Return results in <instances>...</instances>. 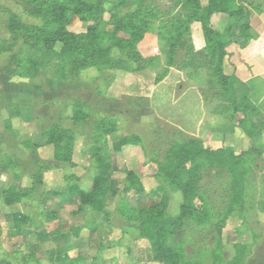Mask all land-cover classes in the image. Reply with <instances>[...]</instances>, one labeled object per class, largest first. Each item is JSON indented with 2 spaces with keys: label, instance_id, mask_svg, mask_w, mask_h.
Listing matches in <instances>:
<instances>
[{
  "label": "rangeland",
  "instance_id": "1",
  "mask_svg": "<svg viewBox=\"0 0 264 264\" xmlns=\"http://www.w3.org/2000/svg\"><path fill=\"white\" fill-rule=\"evenodd\" d=\"M27 2L0 0L1 38L9 37L2 9L43 26L23 14ZM80 2L99 10L102 24L67 13L69 34L95 27L84 41L74 39L73 50L89 58L76 73H57L70 67L60 59V39L47 48L35 36L12 51L8 69L11 53L0 55V264H264V77L245 81L234 68L252 32L240 33L243 21L236 25L225 14L210 16V30L229 42L218 65L227 80L218 84L206 66L197 75L188 71L205 41L183 0ZM199 5L206 8L207 0ZM137 10L145 12L148 31L126 57L130 37L110 17ZM175 18L194 54L178 48L168 65L161 38ZM44 27L45 37L57 29L52 22ZM242 85L254 107L249 118ZM197 151L217 158L184 161ZM95 152L110 165L96 210L77 197V190H91ZM174 177L189 186L191 215L179 221L184 200ZM150 210L155 214L145 219ZM156 247L167 260L155 259Z\"/></svg>",
  "mask_w": 264,
  "mask_h": 264
},
{
  "label": "trees",
  "instance_id": "2",
  "mask_svg": "<svg viewBox=\"0 0 264 264\" xmlns=\"http://www.w3.org/2000/svg\"><path fill=\"white\" fill-rule=\"evenodd\" d=\"M28 7H21V10L23 14L26 15V17L37 20L38 23L42 24V27H39L37 25L33 24H27L25 23L18 15L14 14L10 10H4L2 9L6 15V24L5 28L8 30L9 37L8 38H1L0 37V55L7 56L10 54L7 65L5 67L8 69L11 64L13 63V60L15 59V53H12V51H17L19 47H21L24 43L30 41L31 39H34L35 36L38 38V41L43 40V44L47 46V48H50L53 46V44L60 39V41L63 42V47L60 51L61 57L60 59L63 61H67L70 65L69 70L67 72H63L62 70H58L57 73L59 76H61L63 79L67 78L69 74L76 73L80 68L85 67L86 64H88V56L85 58H80L79 54L82 52L77 46L73 50V42L74 39H79L84 41L87 39L90 35L93 34L95 31V27L88 28L86 33L75 37L74 35L69 34L65 30L66 24L70 21L68 19V14L70 13L71 16H75L81 21L84 22H93L97 25H101V19L100 14L101 12L94 8V6L91 4H86L83 2H80V0H68L66 3H53L52 6H48L44 3L43 0H28L27 2ZM183 9L188 13L187 17L189 20H195L201 22V31L203 34V38L205 41L204 48L198 53V56L193 58L188 66L190 67L189 70L193 72L194 75H197L196 72L199 68H202V66L205 68L206 74L208 73V76L211 81L214 83H223L227 80L222 75L221 69L218 67V65L222 62L225 55H227L224 51L225 47L229 44V42H223L217 35V33H214L210 30V16L215 13H221L227 15L229 18H232L234 23L238 25L241 21L243 23L239 26V31L244 32L246 30H250V25L248 21V15L249 11L248 8L244 6H240L239 3L236 2V0H207V7L201 8L199 5V0H183ZM243 5V4H242ZM139 13V14H137ZM141 13H145L144 11H138L134 13V15L126 17V18H119L117 15H112L111 18V24L115 27L116 31H120L123 33H126L130 37V46H128L125 49L126 50V57H129L131 55V52L133 51V46L135 43L142 39L144 34L148 31V21H146ZM180 19L175 18L171 25H166L164 27L166 33L161 38V42L165 46H161V53L164 57L166 63L168 65H173L174 63V57L177 53L178 48L182 49V47L187 48V51L190 50L192 52H186L187 54H194L193 47L190 38L187 35V38L183 37V34L178 31V29H175L176 23H178ZM54 23L57 25V29L49 34L48 36L46 33L41 32L45 28L44 25L48 23ZM29 28V29H28ZM40 32L37 36V33ZM94 40H96V37L93 36ZM114 39V47L123 50L124 48H121V41ZM235 42V41H233ZM117 43V44H116ZM236 43V42H235ZM97 53V51H94ZM78 53V54H77ZM95 56L96 54L93 53ZM93 56V57H94ZM200 58L202 60V65L198 64L196 62V59ZM107 62L106 56L104 57ZM129 59V58H128ZM104 61V60H102ZM142 62L141 59H137L136 62ZM110 65V64H109ZM109 67V66H108ZM111 68V65H110ZM186 69V68H184ZM187 70V69H186ZM8 71V70H5ZM243 86V94L241 99V105H242V111L247 113H252L254 110L253 105L249 102V91L248 88L245 85ZM246 117L249 118L248 114ZM249 120V119H248ZM199 155H205L204 157L207 158H217L216 153H211L208 151H197L187 154V157L184 161H191L194 157ZM95 168H96V174L94 175L92 179V186L91 190L89 192H84L81 190H77V197L79 199L80 204L82 205H89L93 209H101L103 198L105 197V194L107 192V183H108V177H109V170L110 165L107 162H104L99 155L98 152H95L93 154ZM129 179H127V184L129 187H133L136 184V177L132 174H128ZM174 183L178 185L180 190L183 194V204L180 206V217H178L177 221L183 218V216L191 215L190 208L188 206V197H189V186L179 184L177 180H175V177L173 178ZM9 203V202H7ZM264 212V211H263ZM145 212H140V214H144ZM154 211H148L146 212L145 219L152 218L154 215ZM159 232V230L157 229ZM161 236H159L160 238ZM158 252L155 259L159 261L167 260V258L163 257L162 249L160 250L159 247L155 248Z\"/></svg>",
  "mask_w": 264,
  "mask_h": 264
},
{
  "label": "crops",
  "instance_id": "3",
  "mask_svg": "<svg viewBox=\"0 0 264 264\" xmlns=\"http://www.w3.org/2000/svg\"><path fill=\"white\" fill-rule=\"evenodd\" d=\"M239 1L248 8V21L254 39L239 51V59L234 65L235 76L245 81H258L264 77V0Z\"/></svg>",
  "mask_w": 264,
  "mask_h": 264
}]
</instances>
